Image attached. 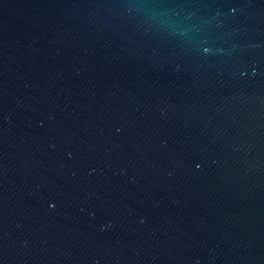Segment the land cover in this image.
I'll return each mask as SVG.
<instances>
[{"label":"water","instance_id":"1","mask_svg":"<svg viewBox=\"0 0 264 264\" xmlns=\"http://www.w3.org/2000/svg\"><path fill=\"white\" fill-rule=\"evenodd\" d=\"M0 264H264V0H0Z\"/></svg>","mask_w":264,"mask_h":264}]
</instances>
